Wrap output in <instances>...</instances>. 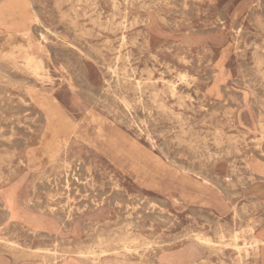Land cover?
<instances>
[{"label": "rangeland", "instance_id": "obj_1", "mask_svg": "<svg viewBox=\"0 0 264 264\" xmlns=\"http://www.w3.org/2000/svg\"><path fill=\"white\" fill-rule=\"evenodd\" d=\"M17 1L0 264H264V0Z\"/></svg>", "mask_w": 264, "mask_h": 264}, {"label": "bare ground", "instance_id": "obj_2", "mask_svg": "<svg viewBox=\"0 0 264 264\" xmlns=\"http://www.w3.org/2000/svg\"><path fill=\"white\" fill-rule=\"evenodd\" d=\"M17 1V0H15ZM18 2V1H17ZM3 8V7H2ZM3 10V9H2ZM22 10V9H21ZM156 17V16H155ZM157 19V18H156ZM48 29V28H47ZM59 54V53H58ZM77 57V56H76ZM84 68V67H83ZM3 69V68H2ZM84 70V69H83ZM85 72V71H84ZM2 94V93H1ZM20 95V94H19ZM17 96V95H16ZM94 98V97H93ZM4 100V99H3ZM14 103V102H13ZM109 106V105H108ZM2 108V107H1ZM18 109V108H17ZM23 109V108H22ZM20 110V109H19ZM14 111V110H13ZM18 120V119H17ZM21 123H22V120H21ZM11 130V129H9ZM11 142V141H10ZM16 142V141H15ZM8 144V143H7ZM12 146V145H11ZM81 173V172H80ZM77 174V173H76ZM86 178V177H85ZM79 179V178H78ZM84 181V180H83ZM222 188H225L224 186ZM226 189V188H225ZM76 197V196H75ZM89 202V201H88ZM90 204V203H89ZM160 204V203H159ZM145 206V205H144Z\"/></svg>", "mask_w": 264, "mask_h": 264}, {"label": "crops", "instance_id": "obj_3", "mask_svg": "<svg viewBox=\"0 0 264 264\" xmlns=\"http://www.w3.org/2000/svg\"><path fill=\"white\" fill-rule=\"evenodd\" d=\"M226 190V189H225Z\"/></svg>", "mask_w": 264, "mask_h": 264}]
</instances>
